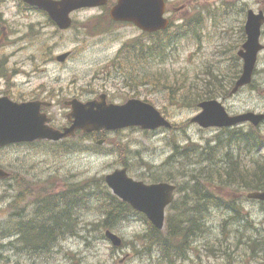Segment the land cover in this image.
<instances>
[{
	"label": "rangeland",
	"instance_id": "rangeland-1",
	"mask_svg": "<svg viewBox=\"0 0 264 264\" xmlns=\"http://www.w3.org/2000/svg\"><path fill=\"white\" fill-rule=\"evenodd\" d=\"M167 5L166 16L172 22L167 31L172 34L182 25L186 33L166 45L165 53L157 54V65L145 63L140 98L162 110L170 120V128H124L100 132L95 140H83L78 134L58 142L0 147V167L10 173L9 178L0 180V235L5 229L13 231L14 224L22 220L42 222L47 218L48 214L38 210L37 198L59 194L68 185H79L90 177L103 179L124 166L134 179L151 183L160 177L176 184L173 201L165 209L160 237L168 235L167 217H181L183 213L186 218L196 213L183 211L185 205L195 206L200 201L192 194L194 185L198 183L210 191L202 208L201 230L186 237L180 235L181 250L188 245L184 256L177 257L171 248L166 255L160 241L151 244L147 239L150 223L140 216L106 227L102 220L106 201L101 198L95 202L92 196L86 206L71 209L73 217L77 216L73 235L55 242L49 251L21 248V243L4 246L0 249V264H264V202L249 198L247 193L252 190L241 186V182L253 181L257 172L261 175L257 164L264 166V122L258 126L262 134L260 147L257 141H234L222 129L202 128L190 121L199 112L197 102L207 99L209 88L231 115L264 112V22L259 37L262 48L252 80L230 92L242 70L237 51L245 40L246 12L250 8L264 17V0H167ZM74 19L75 27L59 33L45 26L41 16L32 14V47L0 48L1 70L6 74L7 69H15L6 83L0 79V95L6 91L13 99H26L35 94V88L41 93L48 90L55 101L50 116L56 127L68 123L65 99H86L105 91L112 99L122 98L123 91L116 82L106 81L110 51L115 41L131 40L138 32L127 26L115 33H110L112 28L107 33L90 32L91 36L82 28V13ZM47 43L55 49H40ZM67 50L72 52L70 59L63 63L51 61L53 53ZM209 80L211 84L203 87ZM240 127L246 130L249 124L235 128ZM101 138L105 140L98 144ZM185 147V153L177 152ZM228 158L238 161L240 169L247 172L246 178L220 182L219 177L221 181L227 179L222 170ZM108 229L120 237V246L114 247L106 238L104 232ZM180 236L173 239V244Z\"/></svg>",
	"mask_w": 264,
	"mask_h": 264
},
{
	"label": "water",
	"instance_id": "water-1",
	"mask_svg": "<svg viewBox=\"0 0 264 264\" xmlns=\"http://www.w3.org/2000/svg\"><path fill=\"white\" fill-rule=\"evenodd\" d=\"M32 5L45 10L61 27L69 26L68 12L83 6H98L106 0H26ZM164 0H118L111 10V16L119 20L132 21L141 29L152 31L166 28L168 20L163 17ZM263 22L262 13L254 14L249 10L245 23L246 40L238 55L243 59L242 73L236 80L231 93L251 81L258 51L262 48L259 42L260 27ZM65 55V54H64ZM62 55L60 58L64 57ZM101 100H91L85 103L77 99L67 102L72 111L67 115L71 125L62 130L51 127L49 118L39 111L40 102L30 101L17 103L8 97H0V146L10 143L33 141L35 139L59 140L65 136L74 135L76 130L92 132L100 130H115L126 126H140L154 129L170 123L151 104L138 99H129L124 104L106 103ZM202 111L192 118L202 127H228L241 122L250 121L253 125L264 119V113L244 112L229 115L223 105L216 99L199 103ZM102 140H99L101 142ZM8 173L0 168V178ZM105 183L113 194L127 202L137 211L146 215L157 229L164 226L165 207L172 200L175 189L173 184L157 182L146 184L127 175L126 168H118L104 176ZM248 197L264 200V190L251 191ZM106 237L115 246L121 245V239L107 230Z\"/></svg>",
	"mask_w": 264,
	"mask_h": 264
},
{
	"label": "trees",
	"instance_id": "trees-1",
	"mask_svg": "<svg viewBox=\"0 0 264 264\" xmlns=\"http://www.w3.org/2000/svg\"><path fill=\"white\" fill-rule=\"evenodd\" d=\"M182 25L178 27V29L170 34L168 31H165V35L157 38L158 44H160L157 48V53H165V46L170 44L174 38L181 37L185 35L186 31L183 30ZM216 80L221 81V78L214 75ZM207 82V81H206ZM203 84V87L211 84V80L209 83ZM206 98L215 97L212 90L209 88V94L205 95ZM229 133V135L233 138L234 141H257L256 145L261 144L262 134L260 133L258 127H249V129L244 130L243 128H232V129H222ZM83 140H95L97 133L92 134H84L78 133ZM256 138V140H253ZM262 145H260L261 147ZM188 150L187 147L183 148L181 151H177L179 154H183ZM226 166L223 168L222 172L225 174L226 178L224 181H221L222 178L219 177L220 182H230L234 181L237 178L244 179L247 176V172H244L240 169V165L236 159L228 158L226 161ZM261 167V175L259 176L258 172L254 175L253 181H244L241 186L248 188L250 190H260L264 189V166L261 164H257V166ZM241 171V173H240ZM221 172V171H220ZM218 175H221L219 172H215ZM246 176V177H244ZM211 178V177H210ZM162 180L160 177L157 178V181ZM103 179L101 177H90L82 181L79 185H68L67 189L60 192L59 194H48L46 197L37 198L36 203L39 204V211H42L48 214L47 218L43 219L42 222H36L34 220H22L17 225L14 224V230L5 229L2 231L0 235V240L9 239L13 236L14 239L8 241L4 244L0 243V249L4 246H14L17 243H21V248H25V246L32 247L36 252L40 251H49L55 242L61 240L63 237L67 235H73L75 232V222L77 220V216L73 217V213L71 209L75 206H86L89 197L94 198L95 202L101 201V198H104L106 201V210L105 216L102 220H104V224L106 227L114 226L121 219H128L130 216L136 215L142 217L145 222H147L146 217L131 208L129 204L124 201L119 200L117 197L111 194L107 187L103 184ZM156 181V180H155ZM170 181V180H168ZM198 184V183H197ZM194 185L193 188V196L200 201L197 205L183 208L184 212L196 211L195 214H192L191 217H183V213H181V217L178 215H171L166 218V233L168 234L166 238L160 237V230H157L149 223V229L147 233V239H149L151 244H156L157 242H161L163 250L165 254H168L169 248L175 249L177 257L184 256V251L186 246L181 250V236L193 235L198 230H201L203 226V204L206 202L207 198L210 197L211 192L207 191L205 188L201 187L199 184ZM187 195V194H186ZM62 201V203H58ZM60 208V206H62ZM186 204V203H184ZM38 212V211H37ZM198 213V214H197ZM180 236V240L173 244V239H177ZM176 240V241H177ZM2 258V254H0V259Z\"/></svg>",
	"mask_w": 264,
	"mask_h": 264
},
{
	"label": "flooded vegetation",
	"instance_id": "flooded-vegetation-1",
	"mask_svg": "<svg viewBox=\"0 0 264 264\" xmlns=\"http://www.w3.org/2000/svg\"><path fill=\"white\" fill-rule=\"evenodd\" d=\"M53 1H61V0H53ZM117 0H106V2L100 6L96 7H81L75 8L68 12V16L70 17L69 26L67 28H61L50 16L49 14L38 8L36 5H32L26 0H0V48H4L6 46H16L19 49H29L32 47V23L30 21L31 15L36 14L41 16L44 19V25L49 26V28L54 29L56 32H63L75 27V23H77V19L74 17L82 13V28L85 32L91 34L98 32H109V29L112 28L110 33L120 32L125 29L127 26L135 28L138 31V39L140 41L136 42L139 49L136 52V60H134L131 56L133 55V51L130 46H128L127 40L117 43L115 41V47L110 51L109 57V65H108V78L106 81H115V85L120 88L122 92V97H133V96H141L144 89V82L142 80V69L145 66L144 61H146V56H153L157 53V42L147 41L143 43L141 40L146 37L155 36L156 32L147 33L145 31L139 30L136 28L131 22L124 20H115L110 17V10L116 4ZM166 5V15L168 9L167 0H165ZM10 18V19H9ZM104 20V22H101ZM92 32V33H90ZM40 49L53 50L55 47L50 45L49 43L45 44ZM150 49L152 52H150ZM68 56L67 59L71 58L72 52L71 50H67ZM57 54H54L51 57V61H55ZM30 57V56H29ZM49 62V61H47ZM136 64L137 70H135L132 66ZM2 63H0V77L6 83L7 75L11 74L13 76L15 74V69L8 70L7 73L1 70ZM120 79L128 80L129 82L125 84L123 87L120 85L118 81ZM147 83V81H146ZM48 90H44L43 93L37 92L35 88V94L29 96L26 99H13L18 101L24 100H39L40 102H44L40 106V112L46 113L52 122V117L50 116L51 109L54 107L55 101L51 99V95L48 94ZM6 92V91H5ZM5 92L1 95H8ZM106 100L109 102L110 92L106 91ZM37 94V95H36ZM49 95V96H48ZM80 98L79 96H74ZM97 94L92 93L88 96V98L95 99ZM73 98V97H72ZM82 99L83 101L88 100ZM70 99H65L63 104L65 105V109L67 112L70 111V108L67 105V102ZM115 102H123V98L114 99ZM68 121V120H67ZM69 123V121H68ZM63 126V125H61Z\"/></svg>",
	"mask_w": 264,
	"mask_h": 264
},
{
	"label": "bare ground",
	"instance_id": "bare-ground-1",
	"mask_svg": "<svg viewBox=\"0 0 264 264\" xmlns=\"http://www.w3.org/2000/svg\"><path fill=\"white\" fill-rule=\"evenodd\" d=\"M18 49V48H17Z\"/></svg>",
	"mask_w": 264,
	"mask_h": 264
}]
</instances>
